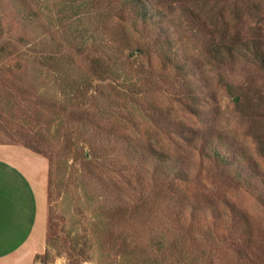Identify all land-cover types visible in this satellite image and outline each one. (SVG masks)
Segmentation results:
<instances>
[{
  "label": "rangeland",
  "instance_id": "374dc122",
  "mask_svg": "<svg viewBox=\"0 0 264 264\" xmlns=\"http://www.w3.org/2000/svg\"><path fill=\"white\" fill-rule=\"evenodd\" d=\"M135 4L0 0V147L37 159L0 201L37 194L31 264H264V0Z\"/></svg>",
  "mask_w": 264,
  "mask_h": 264
},
{
  "label": "crops",
  "instance_id": "0c3cea01",
  "mask_svg": "<svg viewBox=\"0 0 264 264\" xmlns=\"http://www.w3.org/2000/svg\"><path fill=\"white\" fill-rule=\"evenodd\" d=\"M17 153L20 156H17ZM20 162L27 163L31 166V164L37 163V159L33 160L32 154L30 155V153L15 147L11 149L8 147H0V182H12L17 180L20 181L26 189L30 190L28 185L32 183V179L30 181L28 176H26L24 180L23 178L20 180L16 177L17 175H26L25 165L23 166L24 163L21 164ZM22 167L24 168L22 169ZM36 171L37 168H35V172ZM35 172L34 176H36L37 180L40 173L35 174ZM3 187H5V190ZM11 188L12 187L9 185H4L0 187V191L2 190V194H6L8 189ZM2 194H0V197ZM34 196L37 197V194H29V196H27V204H20L15 200L16 198L14 196L8 199L4 198L5 200H2L3 202L0 201V264L32 263V248L34 246V241H38L39 239L40 228L38 226L40 223L34 228V226H32L34 219H32V217L27 218L26 214L32 215L33 208H39L38 205L35 204ZM34 225L36 226V222ZM22 239H24V243L28 246L26 252L24 251L25 247L19 250L15 244L18 240Z\"/></svg>",
  "mask_w": 264,
  "mask_h": 264
},
{
  "label": "trees",
  "instance_id": "16d2710c",
  "mask_svg": "<svg viewBox=\"0 0 264 264\" xmlns=\"http://www.w3.org/2000/svg\"><path fill=\"white\" fill-rule=\"evenodd\" d=\"M118 2H120L121 12L123 10H128V11L134 13L137 21H145L147 19V17L144 15V13H142L138 9L137 5L135 4V0H118ZM255 56L257 59H259L260 62H262L264 64V51L262 49H260V47L256 48ZM94 68H95L94 72H97V73L99 72L100 74L101 73H108V71H106L105 69L98 68L97 62H95ZM113 70L114 69L111 68L110 71L114 72ZM225 90L231 96L234 103H236L237 105H239L241 103V95L236 91V87L234 85L226 82L225 83ZM216 157H218V159L220 160L221 163L226 162V160L223 157H219L218 154H216Z\"/></svg>",
  "mask_w": 264,
  "mask_h": 264
}]
</instances>
